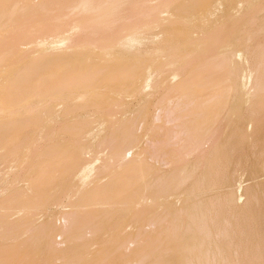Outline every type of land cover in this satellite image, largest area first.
<instances>
[{
    "label": "rangeland",
    "instance_id": "rangeland-1",
    "mask_svg": "<svg viewBox=\"0 0 264 264\" xmlns=\"http://www.w3.org/2000/svg\"><path fill=\"white\" fill-rule=\"evenodd\" d=\"M140 4V27L124 25L122 37L113 43L154 33L172 40L176 52L143 54L150 70L146 67V76L135 77L137 88L145 87L139 105H129L127 116L109 115L115 109L114 97L104 100L110 91L100 89L98 99L104 104L76 109L73 103L72 112L74 107L67 103L71 100L63 101L66 106L57 100L52 102V113L43 118L39 111L47 105H40L39 115L14 117L12 132L0 136V264H126L132 246L119 245L134 236L144 239L140 264H184L186 240L200 234L215 214H221L222 225L229 221L222 230L229 229L234 211L244 226L241 241L253 242L248 248L251 255L264 256V238L253 241L251 235L253 231L264 235V221L255 218L264 209V146L249 156L250 163L241 155L248 150L239 147L235 172L226 173L221 185H214L218 195L230 198L231 208L221 210L217 201L205 217L198 210L217 169L211 164L226 120L236 115L234 126L241 135L260 121L262 112L252 111L264 104V96L262 102L251 104L253 97L246 96L245 88L231 87L227 69L245 63L247 49L264 43V0H140ZM216 18L220 27L213 26ZM196 30H205V35L193 39L200 36H190ZM104 35L97 36V46L106 44ZM211 37L214 40L207 44ZM12 42L7 40L5 46ZM174 55L179 72L191 65L184 75L193 74L197 63L212 61L203 73L196 69L193 85L180 95L170 90L180 76L157 83L175 68L168 65ZM28 60L13 48L6 54V63L12 62V79ZM216 63L220 69L210 70ZM245 82L240 78L237 83ZM17 86L14 89L12 84L16 97L29 89L25 83ZM65 108L70 113H63L68 111ZM116 149H121L119 155H114ZM92 160L95 165L88 170L98 168L96 180L82 175ZM77 161L79 167L72 172ZM63 217L71 220L68 243L55 235L66 228ZM152 221L157 228L150 225ZM51 232L52 247L47 245ZM225 237L221 239L228 240L229 249L237 244L234 233Z\"/></svg>",
    "mask_w": 264,
    "mask_h": 264
},
{
    "label": "bare ground",
    "instance_id": "bare-ground-1",
    "mask_svg": "<svg viewBox=\"0 0 264 264\" xmlns=\"http://www.w3.org/2000/svg\"><path fill=\"white\" fill-rule=\"evenodd\" d=\"M245 2H249V0H245ZM140 10V0H0V136L7 137L12 132V119L16 116L25 118L28 113L39 115L40 112L44 115L40 116L41 118L47 117L53 111L52 102L57 100L62 101L61 103L71 100L72 102H67L68 106L71 105V108L75 106L76 109L104 104V101L98 99V97H102L99 93L100 89L110 91L109 94H104V100L111 99V96L114 97L111 100L115 109L108 114L127 116L129 105L131 108L135 104L139 105V99L141 101V95L145 90V87H141L144 85L143 83L139 86L143 89L137 88L139 84H135V80H138V77L136 79L135 77L147 73L148 70L145 68L149 69L150 66L148 62L142 61L143 54H154L156 51L166 49H170L173 53L176 52L174 48L176 45L172 43V40L162 39L159 34L155 35L154 33L149 37L131 35L130 40H124L118 44L113 43L114 39L122 37L125 28L138 29L140 27ZM215 20L213 26L220 27V22L217 18ZM125 21L127 23H124ZM204 31L196 30L194 33L191 32L190 36L197 34L200 35L198 38H192L199 39L205 35ZM103 33H106V36L104 35L106 44L100 47L96 44L97 36L103 35ZM211 34L215 33L211 32ZM9 39H12L13 42L5 46V42ZM210 40L213 41L214 38H209L206 43L208 44ZM234 46H237V43ZM238 47L240 50L243 49L242 45H238ZM12 48L23 52V57L29 58L13 79L12 62L7 64L5 61L6 54L12 52ZM247 50L249 52L245 53V63L239 64V66L230 65L227 75H229L231 87L245 88L246 96L253 97L251 104H257L262 102L260 100L264 96V43L254 45ZM196 51L200 50L196 49ZM176 56H172L168 63L175 68L165 72L162 77L156 78L160 86L167 78L180 76L178 82L170 89L172 95H180L186 89L191 88L196 69H200L202 72L212 63L209 59L203 60L197 63L198 67L193 69V74L184 75V70L186 72L192 67L190 65L186 69L184 65L185 68L179 72L178 65L174 60L178 57ZM122 58L128 61L127 64L121 63L120 59ZM152 66L153 64H151V68ZM219 69L218 63L215 64L214 69L210 68L214 71ZM62 71H67V75H62ZM150 76L152 77V74ZM153 76H155L154 72ZM240 78L246 80L245 84L237 83ZM30 80L32 84L28 83ZM20 83H25V87H29V89L26 94L16 97L15 93L12 94V84L14 89H17V84ZM151 84L149 83V85ZM252 84L255 86L249 92L248 88ZM75 92L77 94L73 96L72 94ZM40 105H47V107L37 113L36 108ZM59 105L61 104L59 103ZM68 106L67 108L71 109ZM75 107L71 109L72 112ZM71 110L63 113H70ZM252 112H262L260 121L256 122V127L250 129L252 131L248 130L246 134L241 135L242 131L234 126L235 115L232 120H229L231 118L226 120L222 131L224 136L219 133L224 138L218 137L216 134L217 138H221V140L218 142L217 151H219L216 161L211 165L217 169L212 174L209 190L202 195L203 198L200 199L198 207L199 213L204 217L212 212L217 201H221L219 202L221 210L225 206L231 208L230 198L218 195L214 185H221L226 173L233 174L235 172L238 167L235 162L240 152L238 148L248 150H245V153L241 151V155L243 154L244 160H246L252 153H257L264 146V104L255 105ZM124 128L126 131H130L129 124H126ZM219 129L222 130V128ZM8 152L11 153L9 159L12 160V145ZM120 152L121 149H116L114 155H119ZM251 159L249 157V163ZM95 162L92 160L84 166L83 176L96 180L100 174L98 168L88 170V167L94 166ZM217 163L219 164L217 165ZM78 167L79 162L77 161L72 172H75ZM10 170H12V161ZM255 218H258V221H264V209ZM63 219L66 228L56 230L55 235L62 238V242L68 243L72 238L69 230L71 220L68 217H63ZM222 221L221 214H215L209 219V223L200 234H192L186 240L185 250L182 254L184 264H264V256L251 255L249 252V245L253 242L246 245L241 241L240 233L244 226L237 217L236 211L230 218L229 229L222 230L221 227L229 223L228 221L222 225ZM150 225L156 227L157 222L152 221ZM231 232L235 234L237 244L229 249L228 240L221 239V236L225 237ZM52 233H49L47 237V245L51 247L49 236ZM251 235L254 236L253 241L264 238V235L257 231H253ZM125 242L119 246L125 248L132 246L131 251L126 254V264H140L138 253L143 247L144 239L134 236Z\"/></svg>",
    "mask_w": 264,
    "mask_h": 264
}]
</instances>
